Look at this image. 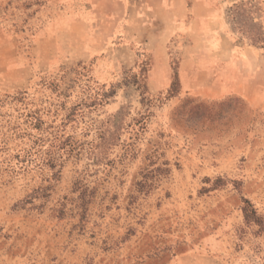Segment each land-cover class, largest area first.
Returning a JSON list of instances; mask_svg holds the SVG:
<instances>
[{
  "label": "rangeland",
  "instance_id": "rangeland-1",
  "mask_svg": "<svg viewBox=\"0 0 264 264\" xmlns=\"http://www.w3.org/2000/svg\"><path fill=\"white\" fill-rule=\"evenodd\" d=\"M0 264H264V0H0Z\"/></svg>",
  "mask_w": 264,
  "mask_h": 264
},
{
  "label": "crops",
  "instance_id": "crops-1",
  "mask_svg": "<svg viewBox=\"0 0 264 264\" xmlns=\"http://www.w3.org/2000/svg\"><path fill=\"white\" fill-rule=\"evenodd\" d=\"M200 4H201V1L195 2V11H196V7L199 6ZM205 9H206V13L205 15H202V16L197 15L200 13H195L194 11L196 18H193L192 20L190 31L191 33L195 32V25L199 21H203V24L205 23V26L207 24V29H206L207 35L204 38L205 40L204 45L208 49L215 50L214 52L217 53L218 56H222L225 53H227L228 48H232L233 43L227 34H224L221 32L220 33V46L218 48L214 47V42H215L214 35L218 33L217 22L216 20L212 19L213 13H214L213 8H210V6L205 5ZM223 19L226 20L224 16H223Z\"/></svg>",
  "mask_w": 264,
  "mask_h": 264
}]
</instances>
